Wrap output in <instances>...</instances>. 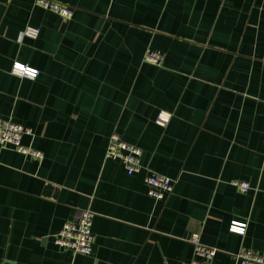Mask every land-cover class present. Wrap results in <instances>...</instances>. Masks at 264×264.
Segmentation results:
<instances>
[{
	"label": "crops",
	"instance_id": "1",
	"mask_svg": "<svg viewBox=\"0 0 264 264\" xmlns=\"http://www.w3.org/2000/svg\"><path fill=\"white\" fill-rule=\"evenodd\" d=\"M57 1L73 9L65 22L0 0V118L42 154L0 147V263L191 264L194 232L218 249L211 264L264 253V0ZM113 132L141 148L139 172L105 158ZM148 170L172 179L164 198L147 194ZM80 209L93 213L89 254L53 243Z\"/></svg>",
	"mask_w": 264,
	"mask_h": 264
},
{
	"label": "built area",
	"instance_id": "2",
	"mask_svg": "<svg viewBox=\"0 0 264 264\" xmlns=\"http://www.w3.org/2000/svg\"><path fill=\"white\" fill-rule=\"evenodd\" d=\"M34 4L43 9L57 14L65 22L72 15V7L57 0H34ZM38 30L26 26L23 33L28 36H36ZM142 60L153 65H161L163 56L160 52L146 49ZM11 71L25 77H35L38 70L20 62L12 64ZM170 113L160 111L156 117V123L165 125L169 120ZM25 134H31V130L21 124L12 122L9 119L0 118V147H10L14 151L26 157L40 160V151L23 145L21 138ZM141 148L128 143L120 138L117 133H111L104 151L107 159L118 160L122 163L127 174L137 173L141 170L140 155ZM144 183L147 194L155 199H162L172 190V179L166 175L148 170L144 175ZM233 185L239 192H246L250 185L247 181H234ZM93 213L88 209H80L73 217L66 220L61 228L53 234V243L65 250L74 253L89 254L91 252L94 236L92 233ZM246 223L242 221H231L229 231L244 234ZM192 245L193 258L191 264H211V261L218 251L216 247L203 244L198 233L194 232L188 237ZM239 264H264V253H258L251 249L241 248L235 254ZM2 264V263H0Z\"/></svg>",
	"mask_w": 264,
	"mask_h": 264
}]
</instances>
